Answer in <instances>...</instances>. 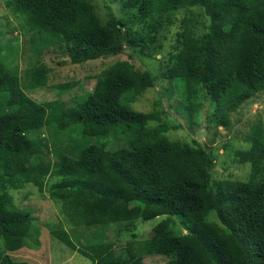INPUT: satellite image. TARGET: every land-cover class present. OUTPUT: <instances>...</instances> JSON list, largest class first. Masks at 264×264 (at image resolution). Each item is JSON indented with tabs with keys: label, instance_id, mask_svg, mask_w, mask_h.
<instances>
[{
	"label": "trees",
	"instance_id": "1",
	"mask_svg": "<svg viewBox=\"0 0 264 264\" xmlns=\"http://www.w3.org/2000/svg\"><path fill=\"white\" fill-rule=\"evenodd\" d=\"M121 2L125 17L112 14L106 22L92 0L8 5L32 33L37 56L58 49L73 65L116 56L127 47L147 57L163 52L166 33L179 23L161 76L170 81L171 94L180 91L182 109L191 117L209 101L210 125L228 127L232 113L264 92V0ZM18 52L0 39V264H29L8 253L39 248L38 236L31 235L33 213L13 201L12 192L28 186L47 189L75 225L133 231L138 223L157 221L139 247L130 242L119 253L101 235L81 245L50 227L93 264H146L145 255L166 257V264H264L261 125L250 136V148L237 152L238 162L250 165L249 180L217 179L216 156L203 144L170 137L177 127L162 121L163 112L132 107L155 87L159 78L150 71L119 61L75 105L39 103L26 91L47 87L49 69L42 63L30 68L23 85L18 66H11ZM198 95L203 101L194 103ZM91 139L123 145L107 149L89 144ZM50 177L57 178L51 185Z\"/></svg>",
	"mask_w": 264,
	"mask_h": 264
},
{
	"label": "rangeland",
	"instance_id": "2",
	"mask_svg": "<svg viewBox=\"0 0 264 264\" xmlns=\"http://www.w3.org/2000/svg\"><path fill=\"white\" fill-rule=\"evenodd\" d=\"M10 1L0 0V39L5 44L10 42L11 45H15L19 49L16 61L11 62V66H18L23 85H27V72L30 68L42 63L49 69L47 87L26 91L34 100L39 103L64 101L68 106L75 105L78 98L93 91L98 76L105 69L116 62L126 61L132 65L134 70L150 71L152 75L159 78L155 87L148 89L132 102V107L136 111L149 113L156 109L163 112L162 121L177 127L176 130L170 131V137L187 142L196 140L203 144L208 151L216 156L213 177L237 181L249 180L250 165L239 163L237 152L250 148V136L257 126L261 125L264 129V92L232 113L228 127L210 125L211 105L209 101H205L198 116L192 115L193 117H191L185 113L182 109L184 101L180 91L174 87L175 90L171 94L169 91L170 81L161 76V65L165 58H168L167 54L175 42V34L180 28L179 23L166 33L167 39L163 40V52L151 51V56L147 57L138 52L140 49L133 52L127 47L119 55L89 61L82 65H73L70 59L58 49L47 50L41 56L36 55L33 51L32 33L28 32L24 19L14 13L12 7L8 5ZM92 2L99 16L105 22L112 14L125 17L121 0H92ZM179 17L182 16L179 15ZM60 85H71V87L59 89ZM201 99V95H198L193 102L203 101ZM157 123L158 121L151 122L152 125ZM43 135L47 140L51 137L47 132ZM88 143H100L107 149H115L123 145V143L116 144L99 139H91ZM56 180V177H50L49 185ZM12 194L14 205L22 210H30L35 217L34 231L31 235L38 236L39 248L23 246L20 250L8 254L17 261H25L29 264H93L91 260L72 251L60 242L52 234L50 227L65 230L77 244L81 243V245L85 244L86 240L95 239L101 235L100 239L113 242L115 252L119 253L125 251L130 242L134 243L135 247H139L137 244L150 237L153 226L157 222L153 220L138 223L132 229L133 231H125L127 227L119 225H115L113 229L97 227L90 229L82 224H73L64 212V205L53 200L47 189L41 193L37 188L28 186L21 191H13ZM214 220L218 221L215 216ZM132 234H136L137 237L133 238ZM167 261L166 257L144 256L146 264H166Z\"/></svg>",
	"mask_w": 264,
	"mask_h": 264
},
{
	"label": "water",
	"instance_id": "3",
	"mask_svg": "<svg viewBox=\"0 0 264 264\" xmlns=\"http://www.w3.org/2000/svg\"><path fill=\"white\" fill-rule=\"evenodd\" d=\"M103 58H105V57H103Z\"/></svg>",
	"mask_w": 264,
	"mask_h": 264
}]
</instances>
